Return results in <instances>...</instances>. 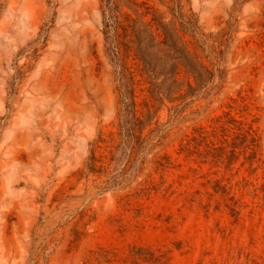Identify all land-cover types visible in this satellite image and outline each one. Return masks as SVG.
Instances as JSON below:
<instances>
[{
    "label": "rangeland",
    "instance_id": "1",
    "mask_svg": "<svg viewBox=\"0 0 264 264\" xmlns=\"http://www.w3.org/2000/svg\"><path fill=\"white\" fill-rule=\"evenodd\" d=\"M143 19L201 73L151 78ZM134 99L156 148L117 185ZM0 264H264V0H0Z\"/></svg>",
    "mask_w": 264,
    "mask_h": 264
},
{
    "label": "trees",
    "instance_id": "2",
    "mask_svg": "<svg viewBox=\"0 0 264 264\" xmlns=\"http://www.w3.org/2000/svg\"><path fill=\"white\" fill-rule=\"evenodd\" d=\"M135 11L140 16H143V14H141L138 10ZM141 22L145 23L147 26L146 34L137 32L133 25H130L135 40L134 58L143 64L145 72L151 78H171L172 82L175 85H178V76L182 72H184L186 75H197L201 73V69L203 67L202 63L197 59V57L191 54L180 35L175 33L174 35L170 36L165 32V30H163L164 32L162 33L158 32V35H156V32L151 30L149 25L150 23L144 19L141 20ZM134 23L136 24L137 22L134 21ZM122 28L126 36H132L129 28L124 26ZM159 28L160 27L158 26V29ZM118 37L116 38V54L120 62L124 64L126 63L125 57H129L131 55L129 43H131L133 40H130L127 44L129 48L127 47L125 50H123L124 48H122V46L125 44H123V42H121ZM122 75H124L123 72ZM130 78H132L133 81L135 80L133 73H131ZM160 89V84L156 83V85L153 87V93L158 94ZM133 93L135 98V87ZM136 103L137 102L134 99L132 104L135 127L123 133L124 144L121 147V149L123 148L122 160L116 158L115 155V149L117 148L118 144H114V142H116L114 132H111V137L109 140L104 139L103 134H101L99 137L100 140L106 143V150L110 154L109 164L113 163L114 161L121 162L118 171L112 174L109 179L113 184H129L132 177H136L145 169L147 154L156 148V136L152 135L150 132L145 133V129L150 123L148 122L144 124V121L140 118V116H137L138 111ZM136 126H139L140 130H138ZM97 147H100V145L98 144V146H94L92 149L91 163L89 165L90 172H97L102 166L98 163L101 159L98 158L95 153ZM152 162L155 165L136 187L135 193L137 195H142L144 193L151 192L152 190H156V154L154 155Z\"/></svg>",
    "mask_w": 264,
    "mask_h": 264
}]
</instances>
